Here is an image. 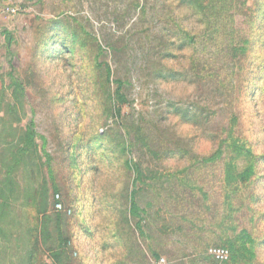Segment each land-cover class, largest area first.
Listing matches in <instances>:
<instances>
[{
  "label": "rangeland",
  "instance_id": "obj_1",
  "mask_svg": "<svg viewBox=\"0 0 264 264\" xmlns=\"http://www.w3.org/2000/svg\"><path fill=\"white\" fill-rule=\"evenodd\" d=\"M230 1L0 0V264H264V0Z\"/></svg>",
  "mask_w": 264,
  "mask_h": 264
},
{
  "label": "trees",
  "instance_id": "obj_2",
  "mask_svg": "<svg viewBox=\"0 0 264 264\" xmlns=\"http://www.w3.org/2000/svg\"><path fill=\"white\" fill-rule=\"evenodd\" d=\"M209 1H210V3L208 5H217V6L227 4V2H228V0H209ZM233 1L234 0H231L230 2L232 3ZM248 1L249 0H243L242 3L238 4L239 6L238 5L230 6L229 11L230 12L236 11V12H234V13H236V15L241 14L242 16L248 12L247 23L249 25V23H251L252 13H251V10L247 11V9H246L247 7L245 8V6H248V8H249V3H247ZM207 2H208V0H179L181 9L190 13L191 15H194L198 11V16L200 13L204 16L203 5L206 4ZM236 2L239 3V0H237ZM223 11H226V10H223ZM231 19H233V14H230L229 16H227L224 21H217L215 23V25L213 26V31L217 33L219 31L223 30L225 27H228L227 24L225 23V21H229V20L231 21ZM201 23H203V21ZM206 24L207 23H204V26H206ZM224 24H226V26ZM186 30H188V29H186ZM188 31H189V33H191L190 30H188ZM186 38H188L190 40L193 37H191L190 34H186ZM234 44L235 43H232L231 45H229V53L231 54L232 60L235 59L237 61L236 57H239L240 55L245 56L249 49L248 48L247 49H241V47H239V45H234ZM248 46H249V43H248ZM64 48L65 47H63V49ZM223 56H226L225 53L220 51V55L218 56V58L223 59ZM192 69H194V68L192 67ZM105 74H106V79H105L106 81L104 82V85H106V84L109 85L107 82L108 78L110 76L109 69L105 70ZM248 173L249 172H245L244 175H247ZM43 204H44V202H42L41 209L39 210L38 215H40V217H42L41 225L44 227L45 226L44 221H46V220L48 221V217H47V210L45 209ZM56 204L61 205V207L63 208V210L61 212L63 215H65L67 211L65 210L64 206H62V203H59L58 201H54L53 204L51 205V208L52 209L55 208ZM132 207H133V205H131V208ZM66 243H67V241L66 242L64 241V243L62 245H59L56 248L53 247V248H50L47 250V252H50L51 254L53 253V251L56 252V254L54 253V255L52 257H50L51 261L55 260V262L58 264H73L71 256H69L66 253L67 252L66 251Z\"/></svg>",
  "mask_w": 264,
  "mask_h": 264
},
{
  "label": "built area",
  "instance_id": "obj_3",
  "mask_svg": "<svg viewBox=\"0 0 264 264\" xmlns=\"http://www.w3.org/2000/svg\"><path fill=\"white\" fill-rule=\"evenodd\" d=\"M9 12L13 14V13L16 12V10H14V9H13V10H12V9L10 10V9H9ZM56 199H57V196H56ZM55 209H56L57 211H60V210H61V205H60V204H56V205H55ZM208 254H209L213 259H215L216 261H218V262H220V263L227 261L228 258H229V253H228V251L225 250V249H220V248L209 249ZM160 264H165V263H164L163 260H161V261H160Z\"/></svg>",
  "mask_w": 264,
  "mask_h": 264
}]
</instances>
